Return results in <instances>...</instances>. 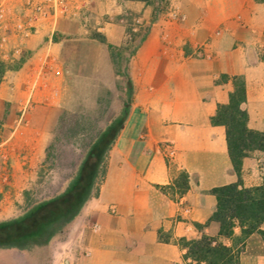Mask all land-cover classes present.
<instances>
[{
  "label": "crops",
  "instance_id": "0c3cea01",
  "mask_svg": "<svg viewBox=\"0 0 264 264\" xmlns=\"http://www.w3.org/2000/svg\"><path fill=\"white\" fill-rule=\"evenodd\" d=\"M156 1L54 0L38 12L41 0H0V57H28L0 84V221L23 208L58 138L71 86L113 77L108 46L95 35L125 47L131 36L122 17L148 26ZM165 4L131 58L132 109L108 155L100 193L67 239L55 243L54 264L181 263V239L219 231L210 222L217 206L210 191L238 181L226 128L212 123L218 106L229 102L234 78L246 81L250 128L264 131V0ZM168 146L176 151L172 160ZM263 161V152L244 160L245 187L263 183ZM181 172L190 175L188 193H164ZM241 261L264 264L259 235L248 239Z\"/></svg>",
  "mask_w": 264,
  "mask_h": 264
},
{
  "label": "trees",
  "instance_id": "16d2710c",
  "mask_svg": "<svg viewBox=\"0 0 264 264\" xmlns=\"http://www.w3.org/2000/svg\"><path fill=\"white\" fill-rule=\"evenodd\" d=\"M165 3L166 0L156 1L154 17L147 27L139 32H133L129 27L131 37L124 48L129 49L130 54L122 72L126 80L125 99L119 114L103 129L85 139L82 156L58 193L35 198L32 191L27 190L21 211L10 219L0 221V264H53L55 243L67 239L89 202L99 195L107 172L108 155L132 109L134 85L129 71L131 58L147 38ZM125 17L131 19L128 14L122 18ZM94 38L108 46L114 65L119 66L122 47L108 43L101 34H96ZM27 60L26 55L12 62L0 57V84L8 73L21 70ZM233 83L234 91L229 102L218 106L212 123L226 128L229 157L238 181L210 191L217 199L210 222L218 224L219 231L216 235L203 234L199 239H181L179 244L185 253L178 264H243L241 254L247 247L248 239L257 234L264 242V178L260 186L252 188L245 187L242 179L244 160L255 152L264 153V131L249 126V114L244 108L247 102L245 79L236 77ZM92 130L91 126L78 122L69 129V133L76 135ZM59 140L58 137L56 142ZM56 142L49 146L48 158ZM189 190L190 175L187 172H181L170 186L162 187V191L172 197L184 196ZM18 255L23 260L18 259Z\"/></svg>",
  "mask_w": 264,
  "mask_h": 264
},
{
  "label": "rangeland",
  "instance_id": "374dc122",
  "mask_svg": "<svg viewBox=\"0 0 264 264\" xmlns=\"http://www.w3.org/2000/svg\"><path fill=\"white\" fill-rule=\"evenodd\" d=\"M143 26L147 27L144 22ZM119 53H122V57L119 58V66L114 65L113 77L92 82L79 79L71 86L68 100L61 109L56 131L60 140L54 144L50 152L51 157L39 167L35 180L28 187L35 198L48 197L62 189L82 156L85 139L103 129L121 111L126 83L122 72L127 65L130 50L122 47ZM77 121L82 125L91 126L92 132L81 131L71 135L69 129L78 123ZM262 164L264 168V161ZM17 258L23 260L19 255ZM54 260L55 258L53 264Z\"/></svg>",
  "mask_w": 264,
  "mask_h": 264
},
{
  "label": "built area",
  "instance_id": "2783aa9c",
  "mask_svg": "<svg viewBox=\"0 0 264 264\" xmlns=\"http://www.w3.org/2000/svg\"><path fill=\"white\" fill-rule=\"evenodd\" d=\"M53 1L54 0H41V4L37 8V11L41 12L44 9V7L48 6ZM130 18L131 19H128L125 17V18H122L121 21L123 23H126L130 28H132L133 32H139L141 30L140 28H145L140 18L133 17V16H131ZM167 155L170 160L174 159L176 155L175 149H173V147L171 146H168ZM7 159L8 158L5 156L4 157L5 171H4L3 179L6 183L10 181V171H9V168L7 167L8 166ZM186 212H188V210H186ZM94 230L97 231V228H95Z\"/></svg>",
  "mask_w": 264,
  "mask_h": 264
}]
</instances>
